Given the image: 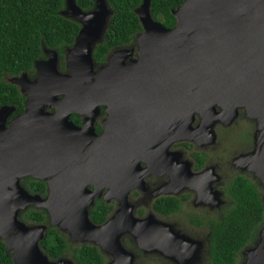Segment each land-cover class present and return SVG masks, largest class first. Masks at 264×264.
I'll return each mask as SVG.
<instances>
[{"label":"water","instance_id":"95a60500","mask_svg":"<svg viewBox=\"0 0 264 264\" xmlns=\"http://www.w3.org/2000/svg\"><path fill=\"white\" fill-rule=\"evenodd\" d=\"M134 11L142 26L139 59L121 66L115 55L120 49L109 64L96 66L93 51L113 13L108 0H94L88 10L76 0H64L60 14L80 25L73 44L64 50L65 69L60 68L58 51L42 45L46 57L34 61V78L20 76L28 96L25 111L6 127L12 109L0 108V236L6 252L13 249L14 264H72L68 259L49 261L43 254L39 241L45 225L17 219L18 209L36 198L20 185L26 175L60 177L52 184L51 224L68 229L73 242L93 241L120 253L117 236L125 223L116 229L107 223L94 225L75 204L82 202L78 193L88 180L102 184L110 166L114 174L113 168L135 161L124 138L96 136L69 120L71 112L95 110L108 102L112 128L136 120L152 125L132 112L153 113L162 126L169 120L177 127L192 109H209L215 103L234 111L244 106L255 122L254 146L237 160L258 182L264 206V0H183L171 11L176 19L172 28L153 18L151 0H141ZM50 105L56 106L55 112L44 111ZM125 184L127 191L132 185L128 173ZM57 188L66 194L62 204L54 196ZM137 233L145 252L156 248L150 232ZM257 235L242 251V264H264V223Z\"/></svg>","mask_w":264,"mask_h":264},{"label":"flooded vegetation","instance_id":"af4514ba","mask_svg":"<svg viewBox=\"0 0 264 264\" xmlns=\"http://www.w3.org/2000/svg\"><path fill=\"white\" fill-rule=\"evenodd\" d=\"M141 32L142 29L134 35L129 45L107 51L103 63L95 61L96 66L109 64L113 53L120 49L121 52L115 55L121 66L127 67L136 62L139 59L137 35ZM45 57L43 52L41 58ZM61 60L60 57V68L64 70V55V68ZM23 73L30 79L34 78V64L31 72L2 74V80L16 87L20 97L19 104L14 101L0 102V108L6 105L12 109L5 118L6 127L26 108L28 96L23 91V80L20 77ZM55 110V105L44 108L49 113ZM133 115H139L143 121H150L155 126H149L148 123L142 125V122L136 120L129 126L122 127L119 124L112 128V125L109 126V102L98 105L95 110L71 112L69 115V120L76 127L96 136L108 133L109 139L124 138L128 141L125 148L134 150L135 161L125 163L123 169L113 168L114 174L111 173L110 166L102 184H95L94 178L88 180L78 193L82 202H75L80 206L79 212L83 208L86 218L94 225L107 223L110 228L116 229L120 223H125L122 225L124 230L117 236V246L121 250L119 254L111 246L93 241L73 242L68 229L67 232L62 231L51 224L52 184L60 180L59 176L37 178L26 175L20 178L23 189L36 198L24 207L20 206L17 219L28 225H45L44 237L39 241V247L49 261L68 259L72 264H78L70 253L52 258L45 252L42 242L48 228L53 227L58 234L68 239L71 246L87 244L96 247L103 258V264H142L145 261L150 264H206L210 235L207 223L211 219L219 220L230 205L226 189L233 177H252L249 172L241 170L237 159L253 149L255 122L247 115L244 106L236 107L234 111L219 103L209 109H192L186 112L181 117L185 119V123L177 127L169 120L162 126L153 113L132 112ZM115 133L118 135L111 137ZM105 147L107 148V144ZM108 149L106 154L110 156L111 143L108 144ZM127 165L128 168L125 167ZM127 173L132 185L126 191ZM34 180L42 181L36 190L23 183ZM117 180L119 184H116ZM258 188L261 191L259 185ZM57 189L54 196L58 199V204H62L61 200L66 194L63 189ZM33 210L42 211L45 222L36 223L22 218ZM131 221L137 226L132 225ZM142 231L151 233L149 238L157 245L156 248L146 252L143 250L142 241L138 240L140 234L137 233ZM1 242L5 253L11 257L13 249L6 252L7 243L2 236Z\"/></svg>","mask_w":264,"mask_h":264},{"label":"trees","instance_id":"16d2710c","mask_svg":"<svg viewBox=\"0 0 264 264\" xmlns=\"http://www.w3.org/2000/svg\"><path fill=\"white\" fill-rule=\"evenodd\" d=\"M183 0H151V12L155 20L172 28L176 19L172 14ZM141 0H108L113 11L104 39L97 44L93 58L103 63L110 49L129 45L142 26L134 11ZM83 10L93 8L94 0H76ZM64 0H0V102H19L16 87L5 83L2 74H18L33 71V62L43 56L42 45L58 51L64 68L63 51L70 47L80 25L60 14ZM37 189L42 181H23ZM226 192L230 205L219 220L207 223L209 231L208 259L206 264H236L240 252L251 245L257 229L264 223V206L261 191L250 175H236ZM26 221L45 222L40 210L22 216ZM45 252L52 258L71 254L78 264H103L96 247L83 244L71 246L68 239L49 227L42 242ZM0 264H14L0 243Z\"/></svg>","mask_w":264,"mask_h":264},{"label":"rangeland","instance_id":"374dc122","mask_svg":"<svg viewBox=\"0 0 264 264\" xmlns=\"http://www.w3.org/2000/svg\"><path fill=\"white\" fill-rule=\"evenodd\" d=\"M63 8H64V6H63ZM257 232H258V229H257V231H256V237H255V239H256L257 236H258V235H257ZM255 239H254V240H255ZM254 240H253V241H254ZM252 243H253V242H252ZM252 243H251V244H252ZM249 246H250V245H249ZM247 247H248V246H247ZM244 249H245V248H244ZM244 249L241 250V252H240V254H241V255H240V258L237 260L236 264H242V262H243V258H244V257H243V254H242V251H243ZM142 264H150V263L147 262V261H145V263H142Z\"/></svg>","mask_w":264,"mask_h":264}]
</instances>
